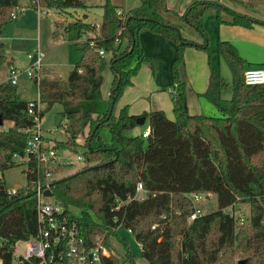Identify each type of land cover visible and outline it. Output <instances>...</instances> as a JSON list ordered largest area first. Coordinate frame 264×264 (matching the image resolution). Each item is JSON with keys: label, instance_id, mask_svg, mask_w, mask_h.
I'll return each mask as SVG.
<instances>
[{"label": "trees", "instance_id": "1", "mask_svg": "<svg viewBox=\"0 0 264 264\" xmlns=\"http://www.w3.org/2000/svg\"><path fill=\"white\" fill-rule=\"evenodd\" d=\"M164 2L139 0L122 19L120 8L106 0L101 6L99 29L81 20L64 26L78 37L89 36L75 43L80 59L65 80H40L39 100L45 105L40 118L55 104L61 106L64 123L59 127L66 138L53 141L55 151L78 155L76 139L87 130L80 153L84 165L64 174L71 164H43L28 156L26 187L12 197L0 176V264H11L15 243L36 233L37 180L51 185L52 195L77 225L84 247L93 248L99 241L111 252L100 263L87 264H135L129 243L118 235V229L131 231L135 242L141 244L140 257L149 264H264V84L244 83L243 71L250 66L231 42L218 40L214 51L208 49L200 18L207 8L214 7L218 25L264 28V21L216 1L192 2L178 17L201 35L203 43L197 44L183 38L180 26L156 11L155 5ZM39 4L42 9L60 12L87 8L80 0H39ZM18 7V0H0V36L11 21L12 10ZM142 29L172 41L176 51L171 76L177 120L168 119L162 110L144 115L150 129L147 138L142 137V131L133 137L127 135L137 126L138 118L127 106L114 114V104L131 85L132 76L142 62L150 60L139 46ZM188 46L207 53L208 83L203 96L219 117L188 111L186 84L178 73ZM105 55L110 57L113 74L107 104L100 91ZM214 55L232 74L229 99L222 95L226 85L219 66L210 64ZM5 62V56L0 55V66ZM7 64L11 67L12 62ZM27 105L28 101L19 99L15 86L0 84V119L11 123L6 128L0 126V173L17 166L14 156H24L34 130ZM102 128L109 131V143L100 138ZM47 172L49 179L45 178ZM138 183L146 192L143 199L134 198ZM191 194L214 195L216 209L188 224L193 212L188 198ZM237 204L249 205L248 219L242 225L225 212ZM153 225L157 226L152 229ZM112 239L120 243L124 256L113 252Z\"/></svg>", "mask_w": 264, "mask_h": 264}, {"label": "rangeland", "instance_id": "2", "mask_svg": "<svg viewBox=\"0 0 264 264\" xmlns=\"http://www.w3.org/2000/svg\"><path fill=\"white\" fill-rule=\"evenodd\" d=\"M97 1L98 0L84 1L90 4L93 3L91 4L92 7L89 8V12H87L88 17L84 20V22L91 24L100 22L102 9L100 6L101 4H98ZM101 1L104 3L106 0ZM114 1L119 5L121 10L125 11V13L134 9V7L139 4V0ZM263 2L264 0H250V2L242 3L243 5L248 4L246 5L247 9H250L251 6H255L259 13L263 14L264 12H261V9L264 11ZM27 3L28 0H18L19 6L22 7L21 12L17 15L15 20L9 21L2 28V34L0 36V55L5 56L7 62H12L11 66L14 65L15 72H24L31 66L32 62L27 58V55L38 48L46 55L42 62L40 78L47 80H65L69 71L80 59V56L75 49V42L85 41L89 35L83 34L79 37V39L75 32H67L68 35L65 36L63 26L76 20L82 21L81 10L84 9H75L76 11L70 9L66 12H60L55 9H42L41 12H37L34 8L24 7ZM237 3L239 4L240 1L237 0ZM159 10L161 12L165 11L164 3L159 4ZM216 12L217 11L214 7H209L204 11L202 19L200 20L201 26L208 38L207 43L210 51H213L216 48L215 42L219 34ZM175 15L173 16V20L175 22L179 21V24L182 25L180 26L181 36L197 44H202L203 39L201 35L183 23L180 18ZM223 15L224 14L221 13V16L224 18ZM225 19H228L226 14ZM61 21L64 24L60 26ZM228 28L233 30V34L235 36L239 35V32L242 34L241 41L245 43H239L237 40L235 41H237L238 44L236 43V45L238 46L240 53L243 54V57L248 56L254 59H260V61L264 63L263 35H260L257 31H255L256 29H254V27L243 28L239 26H231ZM138 42L143 54L150 60L144 61L140 64L137 73L131 78L132 84L124 88V93L122 92L120 98L115 102L114 114L117 116L119 110L127 105L130 109H134L138 112L142 110L149 111L143 112L141 115H136L138 117H144V115L153 110H159L158 108H154L152 106L155 103V107H164L163 109H165L166 117L168 119L175 121L177 119L175 113L171 110V102L173 99L172 94L170 93V90H172V86L174 85L171 76V63L176 56L175 44L157 34L150 33L146 29H142L139 32ZM7 62L0 66V84L2 85L8 83V79L12 75L10 72L11 67L8 66ZM183 62L185 64L184 67L181 65L178 69L179 78L181 81H184L186 78H188V81L189 79H192L193 82L188 85L192 86L191 88L194 89V85L200 83L199 79L202 76V67L204 65L206 70V63L208 62L207 53L202 49L188 46L184 50ZM135 63L136 59L132 61V65ZM212 64L219 65L221 76L226 85L222 95L223 98L229 99L231 97L232 74L224 61H218L214 57L212 59ZM247 64L250 65L249 62H247ZM49 70L53 71L48 74L47 71ZM112 80L113 74L110 68V57L105 55V68L102 72V84L100 89L101 98L105 104L108 103L110 98ZM15 88L20 96H18L19 99L22 97L24 100L36 99L38 97L36 85L32 80L26 78L25 76H20L18 78ZM205 102L207 104V108L203 111L202 115L219 117V114L217 110L214 109L213 105L207 100ZM210 108L211 112L209 111ZM145 120L146 121L143 126H136L138 128L140 127V131L148 124V119ZM62 123H64V118L62 116L61 106L58 104H55L51 110L46 112L41 118L40 127L48 148L53 145V141L55 140H65L66 136L59 127ZM3 126L8 127L9 125L4 124ZM86 131L87 130L84 131L83 135H80L76 139L77 144L80 146L78 148V155H81L80 153L83 151L84 140L87 135ZM99 135L104 143H109L110 134L107 128H102ZM127 135L129 137L136 136L133 135V129L127 132ZM57 156L62 158L63 161L60 162L61 164H71L64 174H70L84 165V162L77 161L75 159L76 155L70 154L67 151H57ZM25 169L26 166L23 161H18L17 166L5 170L3 173H0V176H2L8 188H17L21 190L26 187L27 184L24 173ZM137 197L145 198L146 194L139 193ZM199 207L204 213L214 211L216 209L215 196L211 195L210 201L199 204ZM72 212L74 215L79 214L77 210H72ZM230 213H232V215L237 218L240 223V220L243 219L244 221L248 219L249 205L237 204L233 209H231ZM262 223L264 225V218ZM117 233L120 237L128 241L129 247L135 257V264H149L140 257V251L136 246V242L127 230L118 229ZM25 245L24 241H18L15 243L14 247L17 250H23ZM111 245L113 252L116 255H119L120 257L124 256L123 248L118 241L112 239Z\"/></svg>", "mask_w": 264, "mask_h": 264}, {"label": "built area", "instance_id": "3", "mask_svg": "<svg viewBox=\"0 0 264 264\" xmlns=\"http://www.w3.org/2000/svg\"><path fill=\"white\" fill-rule=\"evenodd\" d=\"M29 2L30 5L35 6L34 9L37 12L42 11L39 0H29ZM20 12L21 9L19 7L12 10L10 14L11 20H15ZM118 15L124 19V13L122 11L118 12ZM99 54L103 55V52H99ZM27 58L32 61L31 66L24 72H15L14 67H11L10 72L12 75L8 79V83L16 86L18 78L25 76L35 83L39 91V82L41 80L40 72L45 53L37 48L28 54ZM243 81L246 85L264 84V69L261 67L246 68L243 71ZM170 93L173 94V90ZM44 109L45 105L39 100L38 92V97L29 101L27 105V113L34 118V130L27 141L24 156H14L17 162L23 161L25 166L28 163V156H33L35 160L43 164L60 163L63 161L62 158L57 156V151L51 147H47L45 138L42 135L40 114ZM23 132L27 133L29 131L23 130ZM149 133L150 129L148 127L142 131L141 135L143 138H147ZM75 159L84 162L83 155H76ZM50 177V173L47 172L45 178L49 179ZM19 190L17 188H8L6 193L9 197L17 196ZM46 190H50L49 185L37 180L34 189L37 230L32 238L24 241L26 245L23 250H17L13 247L11 264H87L88 262L100 263L102 257L109 258L111 252L99 241L93 248L84 247L77 225L68 219L65 207L59 200L54 198L52 193L50 196L45 195ZM139 193L146 194L141 183H138L136 186L135 199H143L137 197ZM210 196L211 194L188 195V198L193 204V212L187 219L188 224L205 214L199 207V204L209 202ZM231 209H226L225 212H230ZM242 223L243 219L240 220L241 225ZM156 226L153 225L152 229ZM127 232L131 234L130 230H127ZM136 246L139 250L141 249V244L136 242Z\"/></svg>", "mask_w": 264, "mask_h": 264}, {"label": "crops", "instance_id": "4", "mask_svg": "<svg viewBox=\"0 0 264 264\" xmlns=\"http://www.w3.org/2000/svg\"><path fill=\"white\" fill-rule=\"evenodd\" d=\"M82 3L84 2V1H86V0H80ZM113 5H115V6H117V7H119V5L114 1V0H109ZM195 1H199V0H165V2H164V4H165V11H163V12H161L160 10H159V4H156L155 5V8H156V11L165 19V20H167V21H169L170 23H173V24H178L179 26H182V25H180L179 24V21L178 22H175L173 19V16L175 15V16H178V15H181L184 11H185V9H186V7L190 4V3H192V2H195ZM207 1H216V2H218V3H220L221 5H223V6H225V7H227V8H229V9H231V10H233V11H235V12H238V13H242V14H246V15H248V16H254V18L256 17L257 19H259V20H262V21H264V13L263 14H260L259 13V11L255 8V6H251V8L250 9H247V6L246 5H248V4H244L243 5V3L242 2H244V3H247V2H250V0H239L240 1V3L238 4L237 3V0H207ZM88 2V1H87ZM98 2V4H101L100 6H102L104 3H103V1H101V0H98L97 1ZM86 2H84L83 4L87 7L86 9H84V10H81L82 11V14H81V16H82V21L84 22V20L85 19H87V17H88V13L87 12H89V8L90 7H92V5L91 4H93V3H86ZM264 3V2H263ZM87 4H89V5H87ZM238 4V5H237ZM139 5V4H138ZM137 5V6H138ZM136 6V7H137ZM24 7H31V5H30V2H29V0H28V3H27V5H24ZM19 8L21 9L22 7H20L19 6ZM32 8V7H31ZM120 8V7H119ZM135 8V7H134ZM78 10H80V9H78ZM121 10V9H120ZM74 11H76V10H74ZM121 11H123V13H125V11L124 10H121ZM170 12H172V13H174V14H172V13H170ZM261 12H264L262 9H261ZM38 15V14H37ZM101 16H102V14H101ZM224 16V19H225V15H223ZM202 19V17L200 18V20ZM86 23V22H85ZM100 23H101V19H100V22L99 23H94V24H92V25H95L96 26V29H99V26H100ZM64 23H62V21L60 22V26L61 25H63ZM89 24H91V23H89ZM64 26H66V25H64ZM64 26H63V28H64ZM225 26H227V25H225V24H221V25H219L218 26V32H219V34H218V36H217V38H216V42H215V44L217 45V41L218 40H226V41H229V42H231L235 47H236V49H237V51H238V53H239V55L246 61V62H249L250 63V67H254V66H258V67H261V68H263L264 69V63H262V61H260V59H254V58H252V57H248V56H244L243 57V54H241L240 53V51H239V49H238V46L236 45V43H237V41L240 43V42H243V41H241V36H242V34L239 32V35H234L233 34V30L232 29H230V28H228V27H231V26H227V27H225ZM234 27V26H233ZM254 29H256L255 31H257L260 35H263L264 36V28L263 27H258V28H256V27H254ZM65 31V30H64ZM238 31H240V30H238ZM64 34H65V36H67L68 35V33H67V31H65L64 32ZM75 34V33H74ZM70 35V34H69ZM61 36H64V35H61ZM77 37H78V35H77ZM64 38V37H63ZM79 38V37H78ZM80 39V38H79ZM235 40H237V41H235ZM77 42H80V41H76L75 43H77ZM243 43H245V42H243ZM238 44V43H237ZM216 49V48H215ZM214 49V50H215ZM213 50V51H214ZM245 50V49H244ZM45 57H46V55H45ZM216 58L218 61H219V59L214 55V56H212L211 58L213 59V58ZM212 59H210L211 61H210V64L211 65H214V64H212ZM248 60H251V61H248ZM184 65L185 64H183V66L182 67H184ZM219 66V65H218ZM11 67H14V65L13 66H11ZM53 70H49V71H47V73L48 74H50L51 72H52ZM55 72V71H54ZM56 73V72H55ZM57 74V73H56ZM183 82H185V84H186V95H187V105H188V111H189V113L190 114H192V115H202V113H203V111L204 110H206V108H207V104H206V99H205V97L203 96V93L205 92V90H206V87H207V83H208V62L206 63V70H205V65L202 67V76H201V78L199 79V82L200 83H198V84H196V85H194V89H192L191 87L192 86H190V85H188L189 83H191V82H193V80L192 79H189V81H188V78H186ZM131 84H132V82H131ZM188 85V86H187ZM172 90H173V86H172ZM171 91V90H170ZM124 93V92H123ZM18 94V93H17ZM18 96H19V94H18ZM20 97V96H19ZM194 98V99H193ZM21 100H24V98L22 97L21 98ZM32 100H34V99H25L24 101H32ZM173 105H174V102H173V100H172V102H171V110L173 111ZM127 106V105H126ZM154 108H158L159 110H162L164 113H165V109H163L164 107H155V103H154V105H152ZM128 107V111H129V113L130 114H132V115H141V114H143V112H149V111H145V110H142V111H140V112H138V111H136V110H134V109H130L129 108V106H127ZM152 107V108H153ZM214 107V106H213ZM214 109H215V107H214ZM192 110V111H191ZM207 110H209V109H207ZM216 110V109H215ZM210 112H211V108H210V110H209ZM142 112V113H141ZM211 114H214V113H211ZM165 115H166V113H165ZM146 121V120H145ZM4 124H7V125H9V126H11V123H3L2 125H4ZM3 128H6V127H4L3 126ZM145 128H148V124H147V126L145 127ZM145 128H142L143 130L145 129ZM141 129V131H143ZM141 131H140V127L138 128V127H136V128H134L133 129V135H139L140 133H141Z\"/></svg>", "mask_w": 264, "mask_h": 264}, {"label": "water", "instance_id": "5", "mask_svg": "<svg viewBox=\"0 0 264 264\" xmlns=\"http://www.w3.org/2000/svg\"><path fill=\"white\" fill-rule=\"evenodd\" d=\"M144 122H145V118H144V117H138V118L136 119V124H137V126H143ZM2 124H3V122H2V120L0 119V126H1ZM49 186H51V185H49ZM45 195H46V196H50V195H51V191H50V190H46V191H45Z\"/></svg>", "mask_w": 264, "mask_h": 264}]
</instances>
